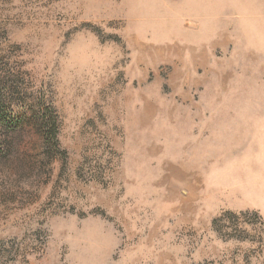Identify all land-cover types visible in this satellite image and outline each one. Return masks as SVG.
Here are the masks:
<instances>
[{"label": "rangeland", "instance_id": "1", "mask_svg": "<svg viewBox=\"0 0 264 264\" xmlns=\"http://www.w3.org/2000/svg\"><path fill=\"white\" fill-rule=\"evenodd\" d=\"M0 94V264H264V0H0Z\"/></svg>", "mask_w": 264, "mask_h": 264}, {"label": "trees", "instance_id": "2", "mask_svg": "<svg viewBox=\"0 0 264 264\" xmlns=\"http://www.w3.org/2000/svg\"><path fill=\"white\" fill-rule=\"evenodd\" d=\"M1 102H2V97H1V94H0V108H1ZM47 137H49L51 139H55V129H54V125H52V127H50L49 133H48V136Z\"/></svg>", "mask_w": 264, "mask_h": 264}]
</instances>
